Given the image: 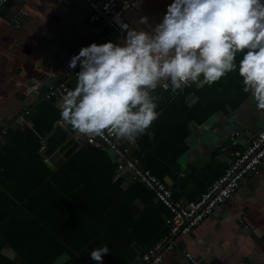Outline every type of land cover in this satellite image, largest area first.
Masks as SVG:
<instances>
[{"label":"crops","instance_id":"obj_1","mask_svg":"<svg viewBox=\"0 0 264 264\" xmlns=\"http://www.w3.org/2000/svg\"><path fill=\"white\" fill-rule=\"evenodd\" d=\"M173 2L147 0V23L132 11V28L150 30ZM22 11L27 16L16 26ZM87 15L84 0H11L0 8V130L8 127L0 140V264H55L63 253V264H98L89 253L105 245L103 264H139L170 234L167 208L96 136L61 120V100L36 101V91L45 93L64 76L67 54L123 41L102 24L94 30ZM68 79L75 87L76 73ZM243 89L236 71L175 92L158 84L149 94L157 98V120L135 141L122 140L176 201L195 200L227 169L231 152L264 128V110ZM27 109L25 122H16ZM58 127L73 130L79 147L53 166L41 146ZM180 244L161 264H189L182 250L203 264H264V168Z\"/></svg>","mask_w":264,"mask_h":264},{"label":"clouds","instance_id":"obj_2","mask_svg":"<svg viewBox=\"0 0 264 264\" xmlns=\"http://www.w3.org/2000/svg\"><path fill=\"white\" fill-rule=\"evenodd\" d=\"M77 64L75 87L61 97L60 118L85 136L107 131L116 140L135 141L158 118L157 98L149 95L158 84L173 92L189 82L210 86L232 71L264 110V0H174L150 30L128 26L121 43L84 46L68 67ZM108 252L105 245L89 256L103 264ZM67 258L63 253L55 264Z\"/></svg>","mask_w":264,"mask_h":264},{"label":"built area","instance_id":"obj_3","mask_svg":"<svg viewBox=\"0 0 264 264\" xmlns=\"http://www.w3.org/2000/svg\"><path fill=\"white\" fill-rule=\"evenodd\" d=\"M10 0H0V8L4 7ZM63 4L70 5L72 0H61ZM87 5V22L98 30L97 24H102L110 28L114 34L123 40L126 36L128 26L132 27V22L128 14L137 11L140 16L146 14L147 0H84ZM27 13L22 11L13 18L14 25L20 26L22 18ZM74 54H67L61 66L64 76L45 93L35 92L36 101L39 100H61L66 90L74 88L68 77L80 70L79 64L75 68H69L68 64ZM196 84L189 82L187 86ZM30 113L25 110L15 121L25 122L24 115ZM8 132V127L0 130V140ZM104 145L110 149L122 169L130 171L133 179L143 183L151 190L156 199L167 208L170 217L167 224L171 231L169 236L161 240L156 246L144 253L139 264H161L164 255L174 249H180V240L183 236L191 233L205 219L213 216L216 211L229 201L241 188L245 178L251 174H260L264 168V128L244 149L233 150L231 152V163L223 174L195 200L188 202L176 201L172 190L159 179L151 170L142 166L139 159L130 155L125 142L116 140L114 134L105 131L104 135L96 136ZM41 150H46V145L41 146ZM49 158L47 157L46 162ZM184 259L189 264H203L193 254L187 250H182Z\"/></svg>","mask_w":264,"mask_h":264},{"label":"water","instance_id":"obj_4","mask_svg":"<svg viewBox=\"0 0 264 264\" xmlns=\"http://www.w3.org/2000/svg\"><path fill=\"white\" fill-rule=\"evenodd\" d=\"M222 126V124H219L217 125V128L219 130H222ZM227 131L230 135L234 134V131L230 128H228ZM239 140L241 141V138ZM78 147L79 142L74 135V131L58 127L47 139L45 155L49 158L48 163L53 166L59 165L65 159H67ZM144 253H142L140 257H142Z\"/></svg>","mask_w":264,"mask_h":264}]
</instances>
